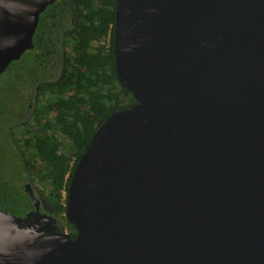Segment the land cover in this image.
Returning a JSON list of instances; mask_svg holds the SVG:
<instances>
[{
	"label": "water",
	"instance_id": "95a60500",
	"mask_svg": "<svg viewBox=\"0 0 264 264\" xmlns=\"http://www.w3.org/2000/svg\"><path fill=\"white\" fill-rule=\"evenodd\" d=\"M56 0H0V75ZM119 84L73 174L60 233L46 204L0 217V264H264V0H117Z\"/></svg>",
	"mask_w": 264,
	"mask_h": 264
},
{
	"label": "trees",
	"instance_id": "16d2710c",
	"mask_svg": "<svg viewBox=\"0 0 264 264\" xmlns=\"http://www.w3.org/2000/svg\"><path fill=\"white\" fill-rule=\"evenodd\" d=\"M82 25L74 43L68 76L53 86L33 132V179L43 183L53 216L66 223L67 197L76 167L99 127L113 113L136 103L117 78L114 55L117 0H78ZM110 37V46L101 45ZM98 43V46L95 44ZM53 132V134H52ZM1 178V177H0ZM30 209L25 193L0 180V210L24 217ZM59 223V221H58Z\"/></svg>",
	"mask_w": 264,
	"mask_h": 264
},
{
	"label": "flooded vegetation",
	"instance_id": "af4514ba",
	"mask_svg": "<svg viewBox=\"0 0 264 264\" xmlns=\"http://www.w3.org/2000/svg\"><path fill=\"white\" fill-rule=\"evenodd\" d=\"M82 25L78 0H56L41 15L33 48L0 75V177L21 189L34 210L27 190H34L49 208L43 183L33 179L32 143L39 115L52 98L51 88L68 76L74 60V43ZM107 48L109 44H101ZM23 63L10 77L13 67ZM53 134V132H52ZM50 210V208H49ZM51 212V211H50Z\"/></svg>",
	"mask_w": 264,
	"mask_h": 264
},
{
	"label": "bare ground",
	"instance_id": "6f19581e",
	"mask_svg": "<svg viewBox=\"0 0 264 264\" xmlns=\"http://www.w3.org/2000/svg\"><path fill=\"white\" fill-rule=\"evenodd\" d=\"M0 217L1 218H4L5 220H8L10 222H14V223H18L19 226H24V225H28L30 227H33L35 229H38V230H50L49 228H46V227H41L39 226L38 224L34 223V222H30V221H26L24 219H21V218H15L9 214H5L3 212L0 211Z\"/></svg>",
	"mask_w": 264,
	"mask_h": 264
},
{
	"label": "rangeland",
	"instance_id": "374dc122",
	"mask_svg": "<svg viewBox=\"0 0 264 264\" xmlns=\"http://www.w3.org/2000/svg\"><path fill=\"white\" fill-rule=\"evenodd\" d=\"M109 44L110 43V37L108 36V38L106 39V40H104V41H102V43L101 44ZM99 44L98 43H96L95 44V46H98ZM21 66H23V63L21 64V62L19 63V64H17V65H15L14 67H13V70L9 73V74H7L6 75V77H10L12 74L11 73H13V72H15V70H17L19 67H21ZM2 178V177H1ZM1 178H0V180H1ZM42 192H43V194L45 195V193H47L48 192V189L47 188H42ZM59 221V226H67L66 225V223L64 222V221H62V220H58Z\"/></svg>",
	"mask_w": 264,
	"mask_h": 264
},
{
	"label": "built area",
	"instance_id": "2783aa9c",
	"mask_svg": "<svg viewBox=\"0 0 264 264\" xmlns=\"http://www.w3.org/2000/svg\"><path fill=\"white\" fill-rule=\"evenodd\" d=\"M58 228H59L60 233H62L63 235L72 237V231H71V229L68 226H63L62 227V226L58 225Z\"/></svg>",
	"mask_w": 264,
	"mask_h": 264
}]
</instances>
